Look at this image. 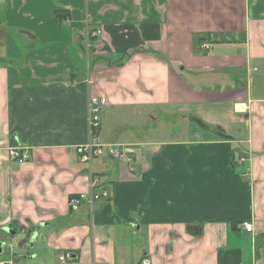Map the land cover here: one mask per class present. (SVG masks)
<instances>
[{
  "label": "crops",
  "instance_id": "1",
  "mask_svg": "<svg viewBox=\"0 0 264 264\" xmlns=\"http://www.w3.org/2000/svg\"><path fill=\"white\" fill-rule=\"evenodd\" d=\"M90 99L129 160L80 161ZM161 109L184 137L150 140ZM0 241V264H264V0H0Z\"/></svg>",
  "mask_w": 264,
  "mask_h": 264
},
{
  "label": "built area",
  "instance_id": "2",
  "mask_svg": "<svg viewBox=\"0 0 264 264\" xmlns=\"http://www.w3.org/2000/svg\"><path fill=\"white\" fill-rule=\"evenodd\" d=\"M100 112L101 107L98 99H90L88 120L90 139L86 145L79 147L77 150L80 156V161L91 166L93 159L96 156L102 155L104 153H109L110 155L118 159L129 160L124 148L116 146H103L99 143L97 131L100 128L101 123ZM10 158L12 161L23 164L30 159V156L28 153L23 152L21 149H13L10 152ZM98 184L99 181L91 176L89 193L91 206L93 203H96L97 201H100L102 199H107L109 197L108 192L105 190L100 192L96 191ZM87 198L88 197L85 194H81L78 198L71 201V206L73 207V209H77ZM243 227L248 233H251L254 230V226L250 223L243 224ZM61 260L66 261V257L63 256Z\"/></svg>",
  "mask_w": 264,
  "mask_h": 264
},
{
  "label": "rangeland",
  "instance_id": "3",
  "mask_svg": "<svg viewBox=\"0 0 264 264\" xmlns=\"http://www.w3.org/2000/svg\"><path fill=\"white\" fill-rule=\"evenodd\" d=\"M145 122L146 131L153 132L150 140L156 141L182 138L189 127V124L184 122L179 116L167 114L162 109L157 119L153 120L151 117H147ZM167 135L170 137H166Z\"/></svg>",
  "mask_w": 264,
  "mask_h": 264
},
{
  "label": "trees",
  "instance_id": "4",
  "mask_svg": "<svg viewBox=\"0 0 264 264\" xmlns=\"http://www.w3.org/2000/svg\"><path fill=\"white\" fill-rule=\"evenodd\" d=\"M56 14H57L58 17H59L61 20H63V21H65L66 19L69 18V16H68L66 13H64V11H59V12L56 13ZM205 41H206V39H205V38H202V39H199V40H198V43H199V45H202ZM149 53H150V52H149ZM100 116H101V112H100ZM191 120H192V122H193L196 126L202 128V129H204V130H208V131L214 132L215 134H217V135L220 136L221 138H226V135L223 133L222 129H220V128H218V127H212V126H209V125H205V123H204L203 121L199 120V119L196 118V117H193ZM200 121H201V122H200ZM99 129H100V128H99ZM99 129H98V131H97V136H98V133H99ZM98 137H99V136H98Z\"/></svg>",
  "mask_w": 264,
  "mask_h": 264
},
{
  "label": "water",
  "instance_id": "5",
  "mask_svg": "<svg viewBox=\"0 0 264 264\" xmlns=\"http://www.w3.org/2000/svg\"><path fill=\"white\" fill-rule=\"evenodd\" d=\"M6 246L5 242L0 241V255L4 254Z\"/></svg>",
  "mask_w": 264,
  "mask_h": 264
}]
</instances>
